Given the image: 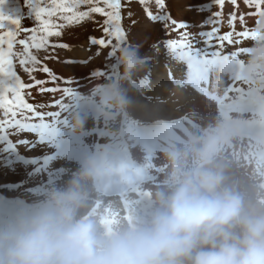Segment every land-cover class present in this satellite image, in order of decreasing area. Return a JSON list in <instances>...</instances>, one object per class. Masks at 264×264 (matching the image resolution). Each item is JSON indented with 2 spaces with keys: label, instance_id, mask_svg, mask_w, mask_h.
Segmentation results:
<instances>
[{
  "label": "clouds",
  "instance_id": "1",
  "mask_svg": "<svg viewBox=\"0 0 264 264\" xmlns=\"http://www.w3.org/2000/svg\"><path fill=\"white\" fill-rule=\"evenodd\" d=\"M243 67L221 66L216 78L239 74L264 83V12L250 22ZM142 44L121 45L117 75L82 93L110 119L129 111L150 74ZM84 104V101H81ZM89 116L74 108L68 129L86 130ZM237 134L218 120L166 152L170 171L144 213L99 210L93 194L124 179L112 146L91 151L61 182L31 203L0 199V264H264V197L249 198L227 182L219 155Z\"/></svg>",
  "mask_w": 264,
  "mask_h": 264
},
{
  "label": "snow or ice",
  "instance_id": "2",
  "mask_svg": "<svg viewBox=\"0 0 264 264\" xmlns=\"http://www.w3.org/2000/svg\"><path fill=\"white\" fill-rule=\"evenodd\" d=\"M225 2L208 0L200 8V11H208V16L190 26L183 21L177 22L169 14L166 0H139L147 17L160 22L166 33L180 30L178 38L163 41L177 62L175 71L166 69V75L177 87L197 90L195 85L199 83L203 86L204 76L214 67L229 61L240 62L249 51L247 45L250 39L258 37V33L250 31L249 18L253 20L264 11V0H228L234 10L228 14L229 31L221 33L219 25L222 23ZM241 3L246 11L240 9ZM26 4L32 15L28 25L22 24L19 18L0 12V152L15 158L20 155V147L31 152L41 149L40 155L26 157V160L33 166L30 175L39 177L37 185H43L63 173L67 163L64 153L73 149L74 145L67 132L69 114L74 108L87 103L82 95L85 91L73 86L76 84L74 77H61L48 66L49 60L61 62L49 49H70L69 44L54 42L53 38L61 37L66 27L92 20L96 14L104 17L103 35L100 38L89 37V40L97 48L94 56L105 55L107 63L104 68L90 69L87 78L111 79L117 75V66L111 63L110 58L127 40V30L122 24V11L126 5L122 0H26ZM153 4L157 9L155 12ZM213 6L218 10L211 12ZM132 15L129 11L130 19ZM132 23L134 25L136 21ZM193 27L200 30H190ZM156 40L160 41L161 38L156 36ZM229 46H232L230 51ZM155 47L154 43L151 48ZM105 49H108L106 53ZM146 55L149 60L152 59L151 50ZM92 58L82 63L86 65ZM63 63L73 69L79 66L72 59ZM38 71L45 74V78H37L35 73ZM21 72L28 76V82L20 75ZM151 83L147 75L137 81V87L149 93ZM49 84L52 86L49 87ZM98 84L91 87L84 84L82 87L90 89ZM230 91L241 90L232 88ZM34 96L40 98L34 99ZM45 96L48 98L45 99ZM151 98V95L145 97ZM30 99L33 102H29ZM46 108L56 110L45 111ZM27 134H35L37 139L27 138ZM97 134L93 132V135ZM4 159L11 160L7 156ZM45 176H48L47 180Z\"/></svg>",
  "mask_w": 264,
  "mask_h": 264
},
{
  "label": "rangeland",
  "instance_id": "3",
  "mask_svg": "<svg viewBox=\"0 0 264 264\" xmlns=\"http://www.w3.org/2000/svg\"><path fill=\"white\" fill-rule=\"evenodd\" d=\"M122 2L126 5L122 11V15H123L122 24L123 27L127 30V40L122 45L128 43H140L143 46L142 47L143 53L146 54L151 50V56H152V59H150L151 69L158 61L160 65H163L162 64L164 61L163 59L168 58V56L169 57L172 56V54L166 49L163 41L167 39L178 38V34L180 30L166 33L163 30V26L160 22L152 21L147 17L146 13L143 11V6L139 3V0H122ZM205 3H208V0H166V6L169 14L174 19H176L177 22L183 21L188 23L190 26L193 25L195 21H203L204 18L208 16L209 14L208 11H200L201 6L204 5ZM240 9L246 11L245 6L242 3L240 4ZM217 10L218 9L215 6L211 8V12H215ZM233 10H234L233 5L230 2H228V0H226L225 5L223 7L224 15L222 18V23L219 25L221 33L229 31L228 14ZM129 11H131L133 14L131 19L128 17ZM153 11L154 12L157 11L154 4H153ZM0 12H3V14L6 16L19 18L21 23L25 25H28L32 19L31 9L26 4V0H3V2L0 3ZM103 20L104 17L100 16L99 14H96L92 20L83 22L81 24H76L70 27H66L63 31L62 36L59 38H53V41L57 43L69 44L70 49H60V48L55 50L49 49V52L57 55L61 62H57L55 60H49L47 61L48 66L50 68H53L57 72V74L60 75L61 77L64 78L74 77L76 84H74L73 86L80 87L81 91L87 92L89 90L88 88L82 87V85L84 84H88L89 87H91L96 83H100L104 81V80H90L87 78L89 76L90 69L97 67L104 68L105 64L107 63V61L105 60V55H100L98 57L94 56V53L97 51V48L91 45L89 40V37L100 38L103 35L102 32ZM133 20L136 21L134 25L132 23ZM251 21H252L251 18H249V23ZM237 27H239V25ZM190 30L198 32L200 29L199 27H193ZM156 36H159L161 40L157 41ZM154 43L156 44V47L151 48V46ZM231 48L232 46H229L228 50L230 51ZM107 51L108 49L104 50L105 53ZM89 57H93V58L89 63L84 65L82 61L88 59ZM244 57H242L240 62L229 61L224 63V66L232 67V65L235 64L236 68L240 69L243 67ZM69 59L74 60L77 64H79V66L76 67L75 69H73L70 66H66V64L63 63V61ZM110 61L111 63H115V58L114 57L110 58ZM179 74L180 73H177L178 76ZM20 75L23 77L25 82H28L29 78L27 75H25L23 72H21ZM35 75L37 76V78H45V74L39 71L36 72ZM164 76L165 75L163 74V77ZM233 76L234 74L229 76V78H232ZM227 78L228 77H225L223 81H219L216 78L215 80H213L212 78L214 82H209L207 80V83H204L203 86H200L199 83H197L195 85L197 90L195 91L193 90V88L180 86V87L188 88L186 89L187 90L186 92L183 91L185 94H181V95L179 94V92L178 94H174L173 92L169 93V91L163 87L161 88V92L158 94H156L151 89L153 93L150 92V94H148V92H145L144 95L137 97V99H141V98L145 99L147 95L153 94L155 97L161 95L159 98H154L152 101L157 105L160 103L158 105L159 107H161L164 104L167 107L168 106L174 107V108H170V107L166 108V111H164L165 114L162 115L163 119H157L158 116H153V111L151 110L149 111L148 108H144V109L137 108L136 104H134V106L129 111L124 112L118 115L117 117L110 119L108 117L101 116L96 109L89 106L88 104H84L82 107L79 108H81L82 111H84L85 109L90 110L89 111L90 113L89 112L85 113L90 117L86 126V130L81 133H74L70 131L67 127V132L74 141V145H73L74 150L68 149L64 153L67 159V163L65 165L66 167H64L63 169V173L64 171L65 173L64 174L62 173L57 179L53 180L50 183L46 182L43 185H37L39 177L35 175H30L33 172V166L27 162L26 157L40 155L41 149L38 148L37 151L31 152V151H27L24 147H20L19 149L20 155H16L15 158L14 156H8L7 153L0 152V199L11 200L12 202L15 198H21V199H25V204L31 203L32 201L40 197L43 189H45L51 184L58 183L61 182L63 179H66V177H68V171L71 170L73 172L77 168L78 162L84 157L85 154L94 151L95 149L98 148V147L91 148L88 147L87 145L100 146V148L97 150H100L105 146H112L115 150L118 151V153L124 155L127 161L126 164L128 165V171L133 172L130 173L134 177L132 175L130 176V174L128 176L129 182L128 181L126 182L127 184L125 187L126 191L128 193L136 192L139 195L146 196V198L148 199L147 201L148 204L145 205V211H143V213L147 212L151 208V205L153 203L154 192L157 189L161 188L162 185H164V182L169 175L170 167L168 160L166 158L167 150L172 145L175 144L177 145L174 139L176 135L179 133V130H181L182 132L177 135L176 140L178 139L177 141L180 144L183 143L184 140L187 138V136L189 135L188 132L192 133V131L188 129L187 125H181L180 122L188 123L189 119L191 120L190 123L197 122L198 126L194 129L196 131H200V129L204 128L207 125L206 124L207 114H208L207 110H210L212 106H215L214 108H217V106L218 108H228L227 114H220V117L223 121H225V118L227 116H229V118L231 119L230 115L235 116L237 114V111H233L230 108H235V107L239 108L240 111L243 113L242 121L247 126L245 128H248L250 130L239 126L232 119L230 120L231 123L242 131L247 130L246 132H249L252 135H256L257 134L256 132H258V134L261 135L262 140H257L254 143L250 142V140L249 141L247 140L249 139V137L234 136V138L237 137L238 140L245 139L247 141H243L242 143H235L228 151V156L226 155L225 151L222 150L225 156L223 157L220 152L219 164L221 167H223L224 171L228 170L229 174H231V171L229 169L228 164L235 167L236 170L232 175L240 176V178H236L234 180H237L239 182L242 181L241 182L242 184L248 186V188L251 190V191L249 190L250 191L248 195L249 198L264 197V169H263L264 167H262V164L264 163L263 161L264 160V83H253L245 78L243 79L242 77L241 84L244 87H242L243 91H241L240 94L243 97L239 96V98L233 100L232 97L229 96V92H230L229 90L231 89V85L228 84L232 80L230 79L228 80ZM155 79L156 80L153 82L154 85L158 82V79L160 81V78H156V76ZM215 83L217 84V86ZM48 86L51 87L52 85L49 84ZM201 87H203L201 91L202 96L197 93L198 89ZM224 87L227 90L224 92L227 93L228 95L227 94L225 96L216 95L215 99L217 100L210 102L209 97L211 92L214 93V91L217 90V92L219 93H224L223 92V90H225ZM213 89L214 91H211ZM198 97L201 98L203 97V99H205V102H201L198 99ZM229 97L232 100H230ZM39 98H40L39 96H34V99H39ZM47 98L48 97L45 96V99ZM160 99H162L161 102ZM29 102H33V100L30 99ZM199 103L200 106L202 104L201 107H198ZM235 104L236 106H234ZM205 107H207V109H204L205 111H202L201 109H199L198 111V108H205ZM44 110L55 111L56 109L46 108ZM172 111L174 113L170 114L169 112ZM203 114L205 115L204 118L200 116V115L204 116ZM170 115L176 117L170 118ZM186 116L187 118H185ZM192 118L195 120H192ZM162 120H163L161 124L162 126L156 127L155 125ZM203 121H205V123H201ZM152 125L155 127H153ZM166 125H168L169 127ZM99 131L101 132L100 135L99 134L93 135V132L98 133ZM163 135L167 136L166 140L163 139ZM181 137H183L182 140H180ZM27 138L33 140L37 139L35 134H27ZM78 138H80L81 140L80 141L77 140ZM13 139H15V137H13ZM138 140L139 141L141 140L139 142V145L136 144ZM97 142H99L100 144L99 143L97 144ZM144 143L146 145H144ZM80 144H83V146L77 149L78 147L76 145H80ZM84 144L87 147H84ZM129 145L133 147L134 151L140 154L141 156L133 157V152ZM146 148L148 149V151ZM128 149L130 151H128ZM43 151H47V149H43ZM6 156L11 160H5L4 158ZM130 165H132L131 166L132 169L130 168ZM257 166H259L261 169ZM225 175L228 176L227 174ZM134 178L137 180L132 181L131 179ZM139 178H146V179H143L141 183H138ZM44 179L47 180L48 176H45ZM132 182L133 183L135 182V185L139 184V186L136 187L135 189L130 188L128 190L127 187L131 185ZM235 188L238 189V186ZM152 189L153 191H151ZM114 190L115 188L112 186L110 192L112 193ZM241 192L243 193V191Z\"/></svg>",
  "mask_w": 264,
  "mask_h": 264
},
{
  "label": "bare ground",
  "instance_id": "4",
  "mask_svg": "<svg viewBox=\"0 0 264 264\" xmlns=\"http://www.w3.org/2000/svg\"><path fill=\"white\" fill-rule=\"evenodd\" d=\"M164 61H163V65H160L159 64V61L152 67V69H151V71H150V74H149V76H150V79H151V81H152V83H151V89L156 93V94H158V93H160L161 92V88H166L168 91H169V93H171V92H173L174 94H178V92H179V94L181 95V94H185L184 92H186L187 90L186 89H188V88H186V87H177L176 86V84L175 83H172V81H171V79L166 75V69H171L172 71H175V69H176V67H177V62H176V60H175V58L173 57V56H171V59H169V56H168V58H164L163 59ZM166 60H167V63H166ZM232 64V63H231ZM160 66H162V67H160ZM221 66H224V63H221V64H219L218 66H216V67H214L209 73H207L205 76H204V83H207V80L209 81V82H214L213 80H215V78H216V75H215V73H216V70L218 69V68H220ZM231 68H235V69H238V68H236V65L235 64H233L232 65V67ZM163 74L165 75L164 77H163ZM180 75V74H179ZM155 76H156V78H160V81H159V79H158V82L154 85V81L156 80L155 79ZM212 78H213V80H212ZM217 79V78H216ZM228 80L230 79V80H232L230 83H228V84H230L231 85V89L232 88H239L241 91H243V88L242 87H244V86H242V84H241V82H242V76L239 74V71H237V72H235L234 73V76L232 77V78H227ZM244 79V78H243ZM216 84V83H215ZM225 84V83H224ZM200 85V84H199ZM198 85V86H199ZM207 85V84H206ZM226 85V84H225ZM213 86V85H212ZM216 86H217V84H216ZM221 86V85H220ZM229 86V85H228ZM208 87V86H207ZM226 87V86H225ZM225 87H224V89H225ZM201 88H203V87H201ZM221 88V87H220ZM223 88V87H222ZM216 90V89H215ZM184 91V92H183ZM207 91V90H206ZM211 91H214V89L213 90H211ZM217 91V90H216ZM220 91H222V90H220ZM224 91H227L226 89L225 90H223V92ZM230 91V90H229ZM241 91H239V92H236V91H230L229 92V96L230 97H232V99L233 100H235V99H237V98H239V96H242L240 93H241ZM145 92H147L145 89H142V91H141V93H139V94H137V96H136V102H135V104H136V107L137 108H148L149 109V111L151 110V111H153V116H158V118L157 119H163L162 117V115H164L165 114V112L164 111H166V108H168V107H170V108H174L173 106H166L165 104L164 105H162L161 107H159L158 105L160 104H155L152 100L154 99V98H159L161 95H159L158 97H155L153 94H151V96H153V98H151V99H143V98H141V99H137V97H140V96H142V95H144L145 94ZM151 93H153L152 91H150ZM150 92L148 93V94H150ZM215 92V91H214ZM172 93V94H173ZM188 93V92H187ZM225 93V92H224ZM227 94V93H226ZM216 95H218L217 93H213V92H211V94H210V97H209V100H210V102H212L215 98H216ZM228 95V94H227ZM167 96V95H166ZM179 97H181V96H179ZM230 97H229V99H230ZM243 97V96H242ZM163 98V97H162ZM188 98V97H187ZM198 99L201 101V102H205V99H203V97L201 98V97H198ZM232 99H230V100H232ZM161 100L162 99H160V102H161ZM198 100V101H199ZM226 100H227V97H226ZM164 101V100H163ZM197 101V102H198ZM157 102V101H156ZM209 102V101H208ZM165 103V102H164ZM198 104V103H197ZM206 104H207V102H206ZM210 104V103H209ZM212 105V104H211ZM201 106H202V104H201ZM200 106V103H199V106L198 107H201ZM206 106V105H205ZM211 107V106H210ZM215 106H213V108H214ZM199 109H201L202 111H205L204 109H207V107H205V108H198V111H199ZM155 110V111H154ZM90 110L89 109H85L83 112L84 113H87V112H89ZM90 113V112H89ZM93 113V112H92ZM170 114H173L174 112L172 111V112H169ZM95 114V113H94ZM204 115V114H203ZM181 116V115H180ZM201 117H205V115L204 116H202V115H200ZM199 116V117H200ZM173 117V115H170V118H172ZM174 117H176V116H174ZM173 117V118H174ZM152 118V117H151ZM154 118V117H153ZM178 118V117H177ZM156 119V120H157ZM190 120V119H189ZM193 120V119H192ZM199 121V120H198ZM162 122H163V120L162 121H160L159 123H157L155 126L156 127H158V126H162L161 124H162ZM165 123V122H164ZM200 124V123H199ZM117 125V124H116ZM172 125V124H171ZM171 125H170V127H171ZM151 126V125H150ZM153 126V125H152ZM155 126H153V127H155ZM166 126H168V125H166ZM169 127V126H168ZM247 131V130H246ZM173 132V131H172ZM183 134V133H182ZM181 134V135H182ZM143 136H144V134H143ZM148 136H150V135H148ZM166 136V135H165ZM164 135H163V139L164 140H166L167 139V136L165 137ZM180 137V136H179ZM151 138V137H150ZM183 139V137H181V139L180 140H182ZM185 139V138H184ZM236 139H237V137H236ZM178 140V139H177ZM179 140V141H180ZM243 140V139H242ZM245 140V139H244ZM127 141V140H126ZM141 141V140H140ZM139 140L136 142V144L137 145H139V142H140ZM247 141V140H246ZM249 141V140H248ZM170 142V141H169ZM156 143V142H155ZM163 144V143H162ZM140 145H141V143H140ZM144 145H146L145 143H144ZM168 145V144H167ZM176 145V144H175ZM130 146V145H129ZM148 146H150V145H148ZM164 146V145H163ZM173 146V145H172ZM131 147V146H130ZM92 148V147H91ZM96 148V147H95ZM129 148V147H128ZM152 148V147H151ZM144 149H145V147H144ZM147 149V148H146ZM131 150H132V152H133V157H140L141 155L140 154H138V153H136L135 151H134V149H133V147H131ZM143 150V149H142ZM128 151H130L129 149H128ZM146 151V150H145ZM147 151H148V149H147ZM119 152H120V150H119ZM146 153V152H145ZM157 154H159V153H157ZM119 155H120V157H121V168H122V171H123V174H124V179L123 180H120V181H118L117 183H114V184H112V183H109V184H107V185H105V186H103V188H102V190H97V191H95L94 192V194H93V200H94V203H95V206L97 207V208H99V210H101V211H104V210H106V209H109V206L111 205V208H110V210L111 211H113V212H117V213H119V214H121V215H125V214H129V213H143V211H145V205L146 204H148V199L146 198V196H142V195H139V194H137L136 192L135 193H128L127 191H126V189H125V187H126V182L128 181V176H129V174H130V176L132 175L131 173H133V172H131V171H128V165L126 164L127 163V161H126V159H125V157H124V155L123 154H120L119 153ZM145 155V154H144ZM147 156V155H146ZM162 156V155H161ZM132 157V156H131ZM156 157V156H155ZM142 158V157H141ZM220 159H222V158H220ZM138 160V159H137ZM226 160V159H225ZM262 160V159H261ZM264 161V160H263ZM153 162H155V161H153ZM157 162V161H156ZM226 162V161H225ZM225 162H223V163H225ZM130 163H132V162H130ZM151 163V162H150ZM154 164V163H153ZM73 165V164H72ZM229 165V169H230V171H231V174H229L228 172V170H226V171H224L225 172V174H227L228 176H226L227 177V182L230 184V185H232V186H235V187H237L238 186V190L239 191H243V194L246 196V197H248V195H249V192L251 191L249 188H248V186H246V185H244V184H242L241 182H239V181H237V180H234V179H236V178H240V176H237V175H232V174H234V172H235V167H233V166H231L230 164H228ZM131 166L132 165H130V168H131ZM236 166H238V165H236ZM257 167H259V166H257ZM139 168V167H138ZM223 168V167H222ZM233 168V169H232ZM260 168V167H259ZM132 169V168H131ZM170 169V168H169ZM226 169V168H225ZM261 169V168H260ZM67 171V170H66ZM136 171V170H135ZM138 171V170H137ZM131 172V173H130ZM140 172V171H139ZM248 172V171H247ZM64 173H65V171H64ZM63 173V174H64ZM72 174V171L70 170V171H68V176H70ZM139 174V173H138ZM137 174V175H138ZM140 175V174H139ZM142 175H143V173H142ZM133 176V175H132ZM134 177V176H133ZM67 178V177H66ZM160 179V178H159ZM247 179V178H246ZM129 180H130V178H129ZM132 180V179H131ZM137 180V179H136ZM239 180V179H238ZM129 182V181H128ZM161 183V182H160ZM159 183V184H160ZM129 185V184H128ZM112 186L115 188V190L112 192V196L111 195H106L107 194V192H110L111 191V188H112ZM163 186V185H162ZM151 188V187H150ZM245 190V191H244ZM250 190V191H249ZM151 191H153V189L151 190ZM102 192V193H101ZM114 193H116V194H114ZM140 193V192H139ZM99 194H105L104 195V197H100V195ZM141 194V193H140ZM95 199H97V200H95Z\"/></svg>",
  "mask_w": 264,
  "mask_h": 264
}]
</instances>
